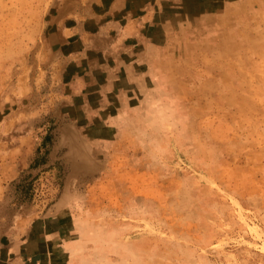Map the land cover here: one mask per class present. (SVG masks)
Listing matches in <instances>:
<instances>
[{
    "label": "rangeland",
    "instance_id": "rangeland-1",
    "mask_svg": "<svg viewBox=\"0 0 264 264\" xmlns=\"http://www.w3.org/2000/svg\"><path fill=\"white\" fill-rule=\"evenodd\" d=\"M43 219L54 264H264V0H0V264Z\"/></svg>",
    "mask_w": 264,
    "mask_h": 264
},
{
    "label": "crops",
    "instance_id": "crops-1",
    "mask_svg": "<svg viewBox=\"0 0 264 264\" xmlns=\"http://www.w3.org/2000/svg\"><path fill=\"white\" fill-rule=\"evenodd\" d=\"M120 52L121 53L119 54V59L121 61L131 56V54H129L127 51L124 52L120 51ZM40 224L44 228V230L39 229V233H37L36 237L34 238L32 237V234L28 235L27 237L25 236L27 239H29V242L27 244H24L23 242V244L19 248L15 247L13 250H11L12 251L11 255L15 258V261H21V262H15L16 264H26L25 260L28 258L32 259V264H54L53 262H57L56 258L62 255V250L59 248L61 243H59V237H57V234H51L47 232L50 231L47 230V226H48L47 220L45 219L41 220ZM51 239H53L54 241V243L52 244H51L52 242ZM44 241L46 243V249L40 248V245ZM48 257L52 259L45 260V258Z\"/></svg>",
    "mask_w": 264,
    "mask_h": 264
},
{
    "label": "trees",
    "instance_id": "trees-1",
    "mask_svg": "<svg viewBox=\"0 0 264 264\" xmlns=\"http://www.w3.org/2000/svg\"><path fill=\"white\" fill-rule=\"evenodd\" d=\"M25 179H26V178H25ZM23 184H25V183H24V180H23V181L21 180V183H20V184H17V186L19 187V185H22V188L26 189V188H25V185H23Z\"/></svg>",
    "mask_w": 264,
    "mask_h": 264
}]
</instances>
